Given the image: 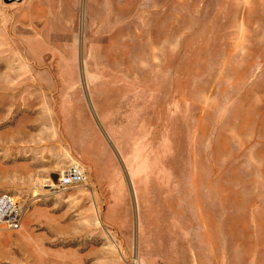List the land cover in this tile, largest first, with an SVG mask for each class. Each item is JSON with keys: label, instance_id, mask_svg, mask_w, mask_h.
<instances>
[{"label": "rangeland", "instance_id": "1", "mask_svg": "<svg viewBox=\"0 0 264 264\" xmlns=\"http://www.w3.org/2000/svg\"><path fill=\"white\" fill-rule=\"evenodd\" d=\"M3 192L0 264H264V0H0Z\"/></svg>", "mask_w": 264, "mask_h": 264}, {"label": "built area", "instance_id": "2", "mask_svg": "<svg viewBox=\"0 0 264 264\" xmlns=\"http://www.w3.org/2000/svg\"><path fill=\"white\" fill-rule=\"evenodd\" d=\"M88 174L78 163L68 165L58 177L57 185L61 188H68L85 183ZM24 210L19 201L12 194L0 193V227L6 229H18L21 227ZM135 264H139L137 260Z\"/></svg>", "mask_w": 264, "mask_h": 264}]
</instances>
